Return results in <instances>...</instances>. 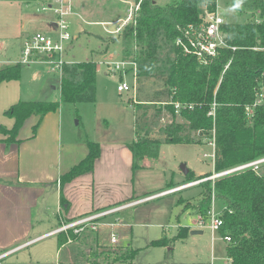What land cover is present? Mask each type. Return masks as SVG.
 Masks as SVG:
<instances>
[{"label":"trees","instance_id":"1","mask_svg":"<svg viewBox=\"0 0 264 264\" xmlns=\"http://www.w3.org/2000/svg\"><path fill=\"white\" fill-rule=\"evenodd\" d=\"M235 1L243 12L260 20L224 22L221 31L226 46L203 59L185 53L175 40L188 24L201 22L205 10L214 11L217 0H168L164 4L141 0L133 20L122 28L118 38L123 58L136 63L135 83L160 80L163 85V90L140 100L134 108L135 137L129 144L134 169L145 157H157L163 143L198 144L203 137L213 142V173L264 157V0ZM96 68L94 60L67 63L60 77L59 100H19L8 107L4 115L13 118V124L9 129L0 126V132L7 133L3 141L18 142L20 128L33 114L38 116L32 126L34 135L40 119L60 103L93 102ZM20 73V63L2 67L0 83L17 80ZM259 94L263 97L258 103ZM176 102L181 105L178 113L174 111ZM247 106L251 107L249 114ZM154 126L157 128L152 129ZM87 148L85 157L60 176L61 184L92 170L100 148L90 140ZM211 174L193 177L188 171L184 177L188 183ZM201 186L200 198L192 207L196 215L205 216L212 199L220 203L219 232L230 237L225 246L228 262L264 264V162L257 170L220 175L206 179ZM60 202H66L62 194ZM176 203L185 205L180 197ZM187 231L182 227L177 237ZM59 238L63 244L66 236L60 234ZM165 241L161 238L154 243Z\"/></svg>","mask_w":264,"mask_h":264},{"label":"rangeland","instance_id":"2","mask_svg":"<svg viewBox=\"0 0 264 264\" xmlns=\"http://www.w3.org/2000/svg\"><path fill=\"white\" fill-rule=\"evenodd\" d=\"M49 1L33 0L22 3L0 0V53L4 56L2 58L18 60L19 50L23 46L20 29L23 27L22 29L31 33L41 31L40 27L31 25L29 18L35 15L52 18V12L39 9L44 2ZM133 1L70 0L76 14L69 17L72 39L67 44L66 57L76 62L94 60L98 67L93 102L60 103L63 108V132H67L71 141H98L108 130L109 135H113L112 138L131 139L133 135L135 137V120L125 122L123 118L120 122L115 116L113 104L126 106V112L131 115L140 100L150 99L153 93L163 90L160 80H144L136 84L135 90L119 95L116 86L121 78L130 84L134 83V70L130 68L125 73L110 71L104 63L118 61L124 57L122 42L118 38L124 26L118 33L111 32L120 26ZM152 1L164 4L168 0ZM217 11L225 22L260 20L257 15L251 16L243 12L235 0H217ZM20 67L24 87L30 83L33 75L42 78V81L36 83L39 82L38 86L43 85L44 89L37 94L38 98L34 99L59 100V72L46 71L44 64L39 61L29 66L21 63ZM97 117L100 118L99 122ZM156 126L152 129L157 128ZM27 131L29 128L26 133ZM139 134L142 135L143 132L140 131ZM2 135L7 137V133ZM19 137L23 136L20 134ZM213 152V142L207 137H203L198 144H161L157 157H145L149 169L142 172L136 170L134 173L137 194L125 202H139L99 219L96 229L86 226L78 235L71 234L68 236L71 241H66L67 237L62 239L65 241L63 244H60V234H54L34 240L29 245L17 247L26 241L22 240L6 249H0L2 253L16 248L2 256L0 264H37L33 259L39 256L46 260L48 251L49 259L46 264H231L227 261L225 253L227 242L222 239L224 235L219 231L212 234L209 228L197 224L198 215L192 207L200 198L203 182L215 178L212 177L215 174ZM182 163L191 171L193 177L212 174L199 179L198 183L188 188L144 199L168 188L171 180L177 186L185 184V175L180 167ZM179 197L184 200L185 205L176 203ZM215 207L221 211L219 202L215 201ZM204 218L203 220L206 219ZM46 221L49 222L50 219L46 218ZM104 221L113 225L102 223ZM56 226H60V223ZM182 227H187L188 231L183 237H177ZM193 231L200 233H192ZM161 238L166 239L165 243H154ZM37 250H44L45 254L38 255ZM129 252H132L131 257L128 256ZM29 255L33 259L29 258Z\"/></svg>","mask_w":264,"mask_h":264},{"label":"crops","instance_id":"3","mask_svg":"<svg viewBox=\"0 0 264 264\" xmlns=\"http://www.w3.org/2000/svg\"><path fill=\"white\" fill-rule=\"evenodd\" d=\"M52 19L50 16L35 15L29 21L31 25L40 27L41 31H50ZM22 28L20 33L23 38L20 42L23 45L24 40L33 33ZM23 33L26 34L23 36ZM2 57L0 53V68L17 62L11 61L10 57ZM36 76H32L26 87L23 86L21 73L17 80L0 83V126L11 128L13 118L4 115V111L12 104L19 100H38L34 98H38L36 96L44 86H38L42 78ZM113 107L120 122L123 118L125 122L135 120L134 109L131 111L134 116H131L126 112V106L113 104ZM62 111L59 105L55 111L46 113L40 119L34 135L32 126L38 116H29L18 132V142L5 143L3 140L6 137L0 132V249H6L22 240L26 241L17 247L29 245L34 240L53 236L51 232L58 227V223L70 222L95 211L126 204L125 200L137 194L134 173L136 170L142 172L149 169L146 158L138 161V168H133L134 160L129 144L134 135L131 139L112 138L108 130L102 134L101 140L94 141L98 142L100 153L94 160L92 170L61 184L60 176L83 159L88 150L87 141H71L67 132H63ZM97 121H100L99 117ZM20 134L23 137H19ZM170 184L177 186L173 180ZM61 194L66 200L63 204L60 202ZM46 218L50 221L47 222ZM14 249L1 251L0 256ZM49 252L46 260L39 256L33 259L31 255L29 258L37 264H46ZM36 254L44 255L45 251L37 250Z\"/></svg>","mask_w":264,"mask_h":264},{"label":"built area","instance_id":"4","mask_svg":"<svg viewBox=\"0 0 264 264\" xmlns=\"http://www.w3.org/2000/svg\"><path fill=\"white\" fill-rule=\"evenodd\" d=\"M140 2L141 0H138L137 2L133 1L130 4L125 18L121 20L122 23L111 33H118L123 26L133 20L136 11L139 8ZM39 9L43 12H52L53 19L50 26L51 29L46 32H34L26 38L23 42L20 58L15 63L30 65L31 63L39 61L44 64L46 71L59 72L61 77L63 66L72 62V60L66 57V48L67 44L72 39V35L69 31V17L75 15L76 13L73 10L70 0H50L49 2H44ZM224 22L225 20L217 11L216 5V9L212 12L205 10L201 22L188 24L182 31V36H178L176 38L175 43L177 46L181 47L185 53L194 54L198 59L211 57L216 54L219 48L226 46L224 34L221 31V25ZM104 63L109 67L110 71H118L121 73H125L132 68L134 70V83L130 84L121 78L116 86V90L119 93L129 92L133 89L135 90L136 63L134 61L123 58L118 61ZM262 97L263 96L259 94L256 102L259 103ZM180 107L181 105L179 103H174L175 113H178ZM246 111L248 114L251 113V107L247 106ZM262 162H264V157L239 164L228 170L220 172L218 176L245 170L247 168L257 170ZM195 183H198V180L188 182L177 187L175 186L167 190H162L156 194L148 195L144 199L175 192L190 185H194ZM136 202H139V200L132 203ZM132 203L127 202L126 204H120L106 210L95 211L70 222H63L60 226L53 230L51 234H64L67 238L70 236L69 232L73 235H78L86 226H89L91 229H96L99 219L115 214ZM203 218V216L198 215L197 224L200 226H206L212 234L219 231V228L222 225L221 211L216 209L215 201L213 199L211 206L205 215L206 219L204 218L205 220H203ZM102 223L113 225V223L107 221ZM222 239L225 242L230 241V237L227 235L223 236ZM67 241H71V239L68 237ZM1 257L2 256H0V258Z\"/></svg>","mask_w":264,"mask_h":264},{"label":"water","instance_id":"5","mask_svg":"<svg viewBox=\"0 0 264 264\" xmlns=\"http://www.w3.org/2000/svg\"><path fill=\"white\" fill-rule=\"evenodd\" d=\"M263 25H264V24H263ZM180 167H181V170H182V172H183L184 175H185L186 173H188V169L186 168V166H185L184 163H182ZM219 174H220V173H215L212 177H217ZM209 178H211V177H209ZM192 233H200V232H199V231H193Z\"/></svg>","mask_w":264,"mask_h":264}]
</instances>
